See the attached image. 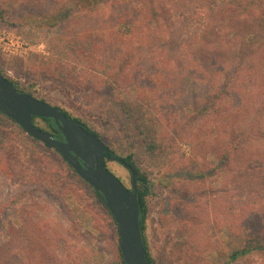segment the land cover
<instances>
[{"label":"trees","instance_id":"trees-1","mask_svg":"<svg viewBox=\"0 0 264 264\" xmlns=\"http://www.w3.org/2000/svg\"><path fill=\"white\" fill-rule=\"evenodd\" d=\"M10 3L24 10L28 18L22 19L35 29H58L46 39L52 58L41 64L46 75L61 81L63 91L92 88L98 104L127 94L131 101L118 100L131 111L137 112L139 104L154 113L162 139L146 134L145 149L155 153L169 147L173 187L186 196L174 232L182 240L178 264H213L207 255L216 248L213 230L225 227L234 239L223 264L264 260V0H0V21L8 24ZM0 73L19 91L82 123L106 143L111 156L132 165L146 256L157 264L148 219L169 173L153 176L140 164L136 148L125 149L105 127L40 96L37 81L23 85L1 68ZM34 122L63 138L53 118L34 117ZM21 134L61 159L59 167L53 165L57 170L41 168L27 180H48L52 186L58 175L53 196L79 199L80 217L113 235L115 256L125 264L118 224L94 187L54 148L0 111V152L7 139ZM182 143L191 146L189 156L180 151ZM129 176V185L123 182L132 188L130 171ZM13 200L15 215L0 238V264H81L86 259V250L47 207L43 212L37 201Z\"/></svg>","mask_w":264,"mask_h":264},{"label":"rangeland","instance_id":"rangeland-1","mask_svg":"<svg viewBox=\"0 0 264 264\" xmlns=\"http://www.w3.org/2000/svg\"><path fill=\"white\" fill-rule=\"evenodd\" d=\"M9 8L10 23L0 21V33L19 37L27 49L10 50L0 46V68L23 85L37 81L40 96L62 103L75 114L87 116L96 127H105L106 133L126 147L125 149L136 148L140 164L151 171L153 176L161 179L162 175H166L165 171L169 173L168 179L159 186L153 200L147 234L157 264H178L180 262L178 250L182 240L177 238L174 232L178 221H181L186 196L183 195V191L173 187L175 174L168 168L173 166L169 147L155 153H149L145 149L146 134L149 133L155 139H162V126L154 113L139 104L136 106L140 107V110L132 112L127 102L118 100L126 97L131 101L133 98L127 94L123 97H118L117 94L115 95L117 97L105 98L98 104L92 88L70 87L66 92L63 91L60 87L61 81L46 75L41 64V60L52 58L46 39L58 29L53 31L35 29L29 23V19H22L28 16L24 17V10L18 4L10 3ZM6 141L7 148L0 152V203L11 207L0 208V211L3 210L0 215V238L6 235L10 219L13 214L15 215L12 211L14 206L9 201L14 199L15 204L20 201H37L42 205L43 212L47 207L49 214L58 219L64 228L72 233V238L84 251L86 250L87 257L81 264H119L115 256L113 235L107 230L100 232L94 229L93 220H84L80 217V200L72 195H61L59 198L53 196L55 185L60 180L58 175H54L52 186L48 180L37 182L27 180L30 175H37L41 168L48 172L57 170L58 168L53 165L60 166L59 156L52 151L46 152L40 142L32 140L25 134ZM180 151L189 156L191 146L182 143ZM9 162L12 167L9 166ZM108 166L129 185V171L125 166L116 160H110ZM22 169L27 172L23 173ZM213 231L216 248L207 255L213 264H223L230 253L229 245L234 237L227 227L222 230L216 228ZM235 264H264V260L243 259Z\"/></svg>","mask_w":264,"mask_h":264},{"label":"water","instance_id":"water-1","mask_svg":"<svg viewBox=\"0 0 264 264\" xmlns=\"http://www.w3.org/2000/svg\"><path fill=\"white\" fill-rule=\"evenodd\" d=\"M0 111L16 121L46 147L54 148L88 182L105 201L118 224L120 249L125 264H150L140 225V208L136 171L118 156H111L109 147L82 123L70 118L47 101L19 91L0 73ZM34 117L53 118L62 131L56 138L34 122ZM122 163L132 175V188L106 167V158Z\"/></svg>","mask_w":264,"mask_h":264},{"label":"built area","instance_id":"built-area-1","mask_svg":"<svg viewBox=\"0 0 264 264\" xmlns=\"http://www.w3.org/2000/svg\"><path fill=\"white\" fill-rule=\"evenodd\" d=\"M0 46L12 50H26L27 46L19 37H14L11 34L0 33Z\"/></svg>","mask_w":264,"mask_h":264}]
</instances>
